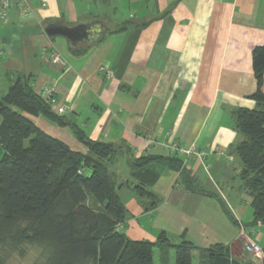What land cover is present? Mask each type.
<instances>
[{
    "label": "crops",
    "instance_id": "crops-1",
    "mask_svg": "<svg viewBox=\"0 0 264 264\" xmlns=\"http://www.w3.org/2000/svg\"><path fill=\"white\" fill-rule=\"evenodd\" d=\"M89 21L106 27L90 44L71 47L44 33L51 23ZM132 21L148 24L114 32ZM260 45L264 0H11L7 18H0V100L16 77L29 78L37 95L51 89L59 106L70 109L62 115L66 124L90 141L118 147L108 169L125 184L117 193L128 239L154 243L164 233L172 245L187 241L197 248V264H207L204 252L221 244L248 263L242 232L263 246L264 227L252 225L233 112L256 108L249 99L256 90L251 53ZM55 53L62 64L52 62ZM23 115L87 154L68 125ZM173 145L196 155L183 160L171 153ZM145 156L175 157L183 168L164 161L130 167L131 159ZM141 179L150 185L142 187ZM139 185L151 197L139 195ZM156 252L158 264H175L166 247L154 249L153 264Z\"/></svg>",
    "mask_w": 264,
    "mask_h": 264
},
{
    "label": "trees",
    "instance_id": "trees-1",
    "mask_svg": "<svg viewBox=\"0 0 264 264\" xmlns=\"http://www.w3.org/2000/svg\"><path fill=\"white\" fill-rule=\"evenodd\" d=\"M147 24L125 22L114 32ZM251 55L256 90L249 99L256 108L234 110L235 129L243 137L234 152L251 197L252 225L264 227V45ZM23 114L68 125L87 154L70 150ZM0 118V264L13 256L27 264H153L157 247L172 250L175 264H193L197 248L192 243L172 245L164 233L154 243L132 241L121 232L127 212L117 191L125 184L118 185L108 169L118 147L90 141L75 124H66L34 92L29 78L16 77L0 100ZM154 161L183 168L181 159L152 156L131 159L130 167L140 170ZM140 185L146 188L150 182L141 179ZM140 185L134 188L138 194L151 197ZM260 248L262 258L248 263L233 259L221 244L204 255L207 264H264V245Z\"/></svg>",
    "mask_w": 264,
    "mask_h": 264
},
{
    "label": "built area",
    "instance_id": "built-area-1",
    "mask_svg": "<svg viewBox=\"0 0 264 264\" xmlns=\"http://www.w3.org/2000/svg\"><path fill=\"white\" fill-rule=\"evenodd\" d=\"M10 3H11V0H0V18L3 20L7 18ZM28 12H29L28 9L24 7L21 9L22 16L28 15ZM52 62L62 64L63 60L59 54L55 53L53 55ZM104 71L106 73V77L110 78L112 76V73L110 71H107V70H104ZM41 96L49 104L52 111L59 116L66 114L70 110V109H67L66 107L59 106L58 101L55 98L53 91L51 89H45L41 93ZM170 151L171 153L175 155L181 156L183 160L196 155V152L192 151L191 149H185L184 147H180L178 145L171 146ZM242 233H244L245 238H247L246 243L244 245V250L249 254L256 255L255 256L256 260L261 259L262 252H261L260 246L256 242L252 241L247 233L245 232H242Z\"/></svg>",
    "mask_w": 264,
    "mask_h": 264
},
{
    "label": "water",
    "instance_id": "water-1",
    "mask_svg": "<svg viewBox=\"0 0 264 264\" xmlns=\"http://www.w3.org/2000/svg\"><path fill=\"white\" fill-rule=\"evenodd\" d=\"M105 30L106 27L100 22L89 21L79 22L71 27L51 23L44 28V33L48 38H63L71 47H76L78 44H90Z\"/></svg>",
    "mask_w": 264,
    "mask_h": 264
},
{
    "label": "rangeland",
    "instance_id": "rangeland-1",
    "mask_svg": "<svg viewBox=\"0 0 264 264\" xmlns=\"http://www.w3.org/2000/svg\"><path fill=\"white\" fill-rule=\"evenodd\" d=\"M251 239V238H250ZM245 240H247V238L245 239ZM252 241H254V240H252ZM254 242H256V241H254ZM259 244V243H258ZM260 246L262 245V242H261V244H259ZM244 254H245V256H246V258L248 259V260H250V261H254V259H255V256L256 255H254V254H249V253H247L245 250H244V252H243ZM197 258V257H196ZM28 259V258H27ZM155 264H158L157 263V252H156V254H155ZM29 260V259H28ZM28 263V261L27 260H18V259H16V256H13L12 258H10V260L8 261V263L7 264H27ZM193 263L194 264H197L198 262H197V259H195L194 261H193Z\"/></svg>",
    "mask_w": 264,
    "mask_h": 264
}]
</instances>
